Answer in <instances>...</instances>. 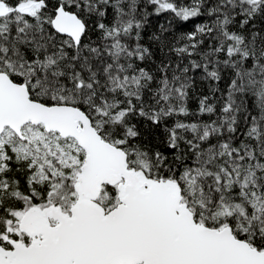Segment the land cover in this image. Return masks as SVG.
Listing matches in <instances>:
<instances>
[{"label": "snow or ice", "instance_id": "obj_1", "mask_svg": "<svg viewBox=\"0 0 264 264\" xmlns=\"http://www.w3.org/2000/svg\"><path fill=\"white\" fill-rule=\"evenodd\" d=\"M0 264H264V0H0Z\"/></svg>", "mask_w": 264, "mask_h": 264}, {"label": "trees", "instance_id": "obj_2", "mask_svg": "<svg viewBox=\"0 0 264 264\" xmlns=\"http://www.w3.org/2000/svg\"><path fill=\"white\" fill-rule=\"evenodd\" d=\"M177 2L179 3L181 2V0H177ZM183 2L187 3L189 2V0H183ZM149 11L151 12L152 9L149 8ZM204 19L205 17H200V18L192 19L188 22H183L179 20L178 18H176L174 14L170 12L162 13L159 16L152 15L150 17V26L145 32V39H147V35L149 32L156 31L158 29V25L160 23H164L165 26L168 27L169 26L168 22L169 21L171 22L172 31L169 33V36L171 37V36L178 35L180 32H187V31L193 30L195 24L202 22ZM197 87L198 89L202 88L205 92L207 91L206 85L198 83ZM190 106L193 110H195L198 106L197 101L194 99L190 101ZM204 118L207 119V117H204Z\"/></svg>", "mask_w": 264, "mask_h": 264}]
</instances>
